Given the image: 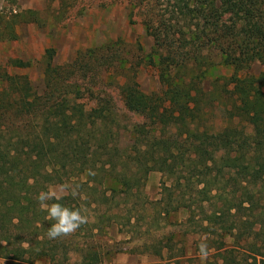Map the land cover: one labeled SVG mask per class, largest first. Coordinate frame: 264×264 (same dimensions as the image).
<instances>
[{"label": "trees", "instance_id": "1", "mask_svg": "<svg viewBox=\"0 0 264 264\" xmlns=\"http://www.w3.org/2000/svg\"><path fill=\"white\" fill-rule=\"evenodd\" d=\"M172 7L182 24L158 14L145 20L160 92L145 93L134 81L118 86L123 109L142 122L122 128V114L105 92L85 88L88 98L79 100L67 96L68 88L61 95L53 48L42 59V93L25 76H7L22 95L0 98L1 257H35L24 248L25 237L40 223H54L38 194L64 177L89 181L100 163L103 177L129 193L148 173H162L171 180L177 209L190 210L185 196L197 197L204 214L212 207L208 219L224 231L221 244L228 235L240 238L234 229L244 231L252 262L226 257L223 264H264V244L250 241L264 235V70L251 72L253 64L264 65V0H172ZM220 96L232 100L223 128L200 127L204 98ZM110 189L100 195L107 203L115 198Z\"/></svg>", "mask_w": 264, "mask_h": 264}, {"label": "rangeland", "instance_id": "2", "mask_svg": "<svg viewBox=\"0 0 264 264\" xmlns=\"http://www.w3.org/2000/svg\"><path fill=\"white\" fill-rule=\"evenodd\" d=\"M172 9V0H0V98L22 95L9 85L7 76L13 75L25 76L42 93V59L45 50L53 48L52 65L57 67L53 75L56 84H62L61 95L68 88L67 96L79 100L88 98L85 88L105 92L122 114V128L142 122V117L123 109L118 86L134 81L145 93L160 92L156 70L148 61L153 40L146 32L145 20L158 14L168 20L175 17L182 24L179 14L171 16ZM104 46L117 49L116 55H109ZM98 56H104L103 60ZM261 70L263 64L251 66L253 73ZM222 73L228 76L231 71ZM210 82V78L204 81L205 90H210ZM76 88L81 89L79 94ZM231 101L204 98V118L198 125L220 131ZM94 167L89 181L77 175L64 177L63 183L47 184L48 191L66 186L67 194L53 202L79 209L88 222L74 233L54 239L47 235L51 223H40L23 243L35 257L27 253L23 259L0 256V264H223L226 257L252 262L243 230L234 229L232 233L240 238L228 235L221 244L224 231L208 219L212 207L204 214L197 197L185 196L190 210L177 209L171 180L162 173H148L143 184L129 193L125 186L103 177L100 163ZM110 188L116 189L115 198L107 203L100 195L111 194ZM250 239L264 244V235H250ZM202 243L207 246L206 257L201 253ZM41 252L46 255L40 256Z\"/></svg>", "mask_w": 264, "mask_h": 264}, {"label": "clouds", "instance_id": "3", "mask_svg": "<svg viewBox=\"0 0 264 264\" xmlns=\"http://www.w3.org/2000/svg\"><path fill=\"white\" fill-rule=\"evenodd\" d=\"M94 174V173H90ZM67 194L66 186H59V190L41 191L37 199L40 203V209L47 213V218L54 221L48 229L47 235L50 239L60 236H67L74 233L82 224L87 223V217L81 214L79 209H70L58 202L47 203V201L62 199V195ZM71 194L77 195L75 189H72ZM206 244H201L200 249L204 257L207 256Z\"/></svg>", "mask_w": 264, "mask_h": 264}]
</instances>
